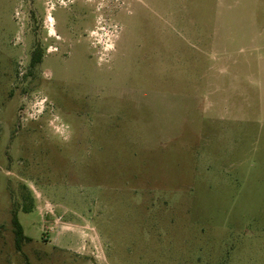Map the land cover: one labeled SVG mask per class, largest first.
Instances as JSON below:
<instances>
[{
  "label": "rangeland",
  "instance_id": "obj_1",
  "mask_svg": "<svg viewBox=\"0 0 264 264\" xmlns=\"http://www.w3.org/2000/svg\"><path fill=\"white\" fill-rule=\"evenodd\" d=\"M0 264H264V0H0Z\"/></svg>",
  "mask_w": 264,
  "mask_h": 264
},
{
  "label": "flooded vegetation",
  "instance_id": "obj_2",
  "mask_svg": "<svg viewBox=\"0 0 264 264\" xmlns=\"http://www.w3.org/2000/svg\"><path fill=\"white\" fill-rule=\"evenodd\" d=\"M77 7V6H75ZM74 7V9H75ZM70 14V13H69ZM71 15V14H70ZM77 17V16H76ZM54 24L52 25L54 30L57 29L58 31H56L53 35V37H51V35H49V38H52L51 40H49V38H45L46 41H53V42H58L60 39H63L62 37L66 38H70L72 35L69 34L67 35L64 30H63V24L60 20H58L57 18H54ZM72 20V17L70 18V21L67 24V28L70 31V22ZM62 34V35H61ZM41 35H37L35 33L32 34V39H33V44L31 46V50H30V56H29V66L30 69H34L36 71V69L38 68H44L45 71L41 72L39 75L34 73H31V80H36V81H45V83L48 84V89H53L54 88V84L56 82V74L54 72V67L52 65H48V57L53 55V54H60L62 55V58L65 59L66 57H69L71 54V51H67L65 49H56L55 51L47 48V46L45 48H43V45L40 43L42 39H40ZM76 36V35H75ZM74 37V36H73ZM75 38V37H74ZM63 39V40H65ZM65 42V41H64ZM47 67V68H45ZM46 70L50 73V76L45 75L46 74Z\"/></svg>",
  "mask_w": 264,
  "mask_h": 264
},
{
  "label": "trees",
  "instance_id": "obj_3",
  "mask_svg": "<svg viewBox=\"0 0 264 264\" xmlns=\"http://www.w3.org/2000/svg\"><path fill=\"white\" fill-rule=\"evenodd\" d=\"M27 212V210H26ZM13 225L15 231V238H16V246L18 249L21 248L25 240H29L24 233V228L18 219V215L15 213L13 217Z\"/></svg>",
  "mask_w": 264,
  "mask_h": 264
}]
</instances>
